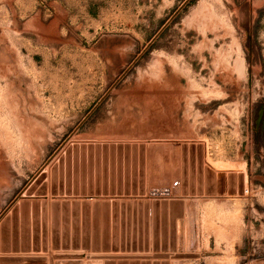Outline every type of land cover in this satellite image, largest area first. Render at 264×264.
<instances>
[{"label": "rangeland", "instance_id": "374dc122", "mask_svg": "<svg viewBox=\"0 0 264 264\" xmlns=\"http://www.w3.org/2000/svg\"><path fill=\"white\" fill-rule=\"evenodd\" d=\"M263 100L264 0H0V264H264Z\"/></svg>", "mask_w": 264, "mask_h": 264}, {"label": "water", "instance_id": "95a60500", "mask_svg": "<svg viewBox=\"0 0 264 264\" xmlns=\"http://www.w3.org/2000/svg\"><path fill=\"white\" fill-rule=\"evenodd\" d=\"M263 117H264V112L261 111V112L259 113L258 118H257V121H256L257 128H259L260 125L262 124Z\"/></svg>", "mask_w": 264, "mask_h": 264}, {"label": "flooded vegetation", "instance_id": "af4514ba", "mask_svg": "<svg viewBox=\"0 0 264 264\" xmlns=\"http://www.w3.org/2000/svg\"><path fill=\"white\" fill-rule=\"evenodd\" d=\"M261 111L264 112V100L262 101L261 106H260L259 112H261ZM263 121H264V117H263ZM261 127H262V124H261L260 128L256 131V133H259L261 131Z\"/></svg>", "mask_w": 264, "mask_h": 264}]
</instances>
